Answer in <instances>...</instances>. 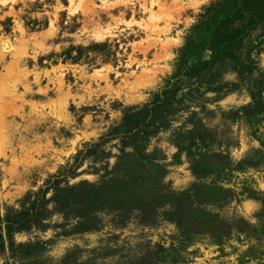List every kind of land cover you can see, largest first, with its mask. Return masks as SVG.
I'll return each instance as SVG.
<instances>
[{"label": "rangeland", "instance_id": "obj_1", "mask_svg": "<svg viewBox=\"0 0 264 264\" xmlns=\"http://www.w3.org/2000/svg\"><path fill=\"white\" fill-rule=\"evenodd\" d=\"M0 264H264V0H0Z\"/></svg>", "mask_w": 264, "mask_h": 264}]
</instances>
